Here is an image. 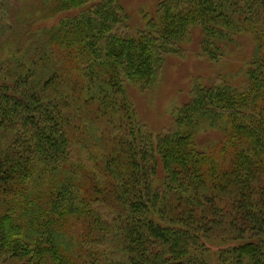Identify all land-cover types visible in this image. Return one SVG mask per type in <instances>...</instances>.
I'll use <instances>...</instances> for the list:
<instances>
[{"label": "trees", "instance_id": "16d2710c", "mask_svg": "<svg viewBox=\"0 0 264 264\" xmlns=\"http://www.w3.org/2000/svg\"><path fill=\"white\" fill-rule=\"evenodd\" d=\"M55 8L0 42V264H264V0ZM196 28L235 82L196 79L154 133L130 88Z\"/></svg>", "mask_w": 264, "mask_h": 264}, {"label": "rangeland", "instance_id": "374dc122", "mask_svg": "<svg viewBox=\"0 0 264 264\" xmlns=\"http://www.w3.org/2000/svg\"><path fill=\"white\" fill-rule=\"evenodd\" d=\"M125 11L130 16V24H144V15L155 9L156 0H120ZM56 0H0V42L12 35V28H21L24 39L28 31L33 29L49 30L66 15L75 10H58ZM202 33L196 28L190 34V40L183 43V52L169 54L166 57L161 84L151 89L130 88L141 118L145 120L154 133L163 130L171 120L170 110L175 105L182 104L189 97L188 91L197 79L202 83L209 81L220 82L228 80L235 82L226 59L218 62L209 60L201 51L200 41ZM245 49L237 48L241 52L250 53V40L242 39ZM238 47V46H237ZM210 136L204 134L205 140Z\"/></svg>", "mask_w": 264, "mask_h": 264}]
</instances>
